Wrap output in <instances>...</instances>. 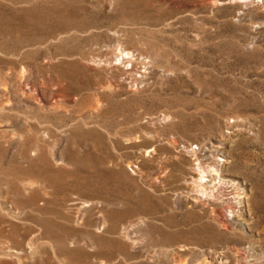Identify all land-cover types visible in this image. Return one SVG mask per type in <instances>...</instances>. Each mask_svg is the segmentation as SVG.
<instances>
[{"label":"rangeland","instance_id":"374dc122","mask_svg":"<svg viewBox=\"0 0 264 264\" xmlns=\"http://www.w3.org/2000/svg\"><path fill=\"white\" fill-rule=\"evenodd\" d=\"M0 107V264H264V0H0Z\"/></svg>","mask_w":264,"mask_h":264},{"label":"bare ground","instance_id":"6f19581e","mask_svg":"<svg viewBox=\"0 0 264 264\" xmlns=\"http://www.w3.org/2000/svg\"><path fill=\"white\" fill-rule=\"evenodd\" d=\"M123 54V53H122ZM9 73V72H8ZM7 74V73H6ZM10 74V73H9ZM4 75V74H3ZM21 75V74H20ZM6 76V75H5ZM21 85V84H20ZM4 107V106H3ZM3 107H0L1 108V110H2V108ZM6 109V108H5ZM4 110V109H3ZM3 112V111H2ZM222 140V139H221ZM219 144V143H218ZM214 146V145H213ZM224 146V145H223ZM216 150V149H215ZM203 166V165H202ZM206 167V166H205ZM200 168V167H199ZM202 168V167H201ZM214 169V168H213ZM201 171H202V169H201ZM203 172V171H202ZM213 172V171H212ZM216 172V171H215ZM197 173V172H196ZM199 173V172H198ZM205 174V173H204ZM215 174V173H214ZM209 175H211V174H209ZM194 176V175H193ZM192 176V177H193ZM201 176V175H200ZM205 176H207V175H205ZM212 176V175H211ZM212 178V177H211ZM194 179V178H193ZM213 179V178H212ZM196 180V179H195ZM201 180H203V176H201ZM206 180V179H205ZM204 180V181H205ZM214 181H215V179H214ZM203 182V181H202ZM201 184V183H200ZM202 185V184H201ZM197 264H199V263H197Z\"/></svg>","mask_w":264,"mask_h":264}]
</instances>
